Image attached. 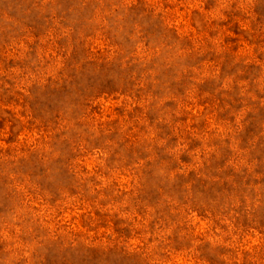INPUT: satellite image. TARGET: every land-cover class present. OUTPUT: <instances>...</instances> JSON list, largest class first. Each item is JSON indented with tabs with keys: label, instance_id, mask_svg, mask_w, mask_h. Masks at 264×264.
<instances>
[{
	"label": "rangeland",
	"instance_id": "1",
	"mask_svg": "<svg viewBox=\"0 0 264 264\" xmlns=\"http://www.w3.org/2000/svg\"><path fill=\"white\" fill-rule=\"evenodd\" d=\"M0 264H264V0H0Z\"/></svg>",
	"mask_w": 264,
	"mask_h": 264
}]
</instances>
